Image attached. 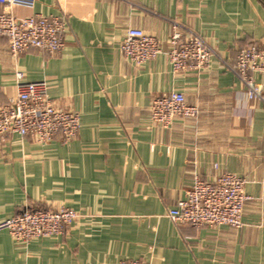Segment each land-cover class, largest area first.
<instances>
[{
  "label": "crops",
  "instance_id": "crops-1",
  "mask_svg": "<svg viewBox=\"0 0 264 264\" xmlns=\"http://www.w3.org/2000/svg\"><path fill=\"white\" fill-rule=\"evenodd\" d=\"M35 1L34 12L67 18L64 49L15 56L3 40L0 104L17 94L21 71L25 81H46L50 99L79 112L82 127L69 143L0 140V222L25 207L66 206L81 217L66 235L29 243L1 230L0 264H264L263 103L249 100L217 59L205 71L175 74L165 54L140 67L120 50L130 27L164 49L175 30H192L232 63L240 49L264 44V0ZM172 91L200 113L163 129L150 105ZM222 171L246 180L242 227H193L167 216L195 175Z\"/></svg>",
  "mask_w": 264,
  "mask_h": 264
},
{
  "label": "built area",
  "instance_id": "built-area-1",
  "mask_svg": "<svg viewBox=\"0 0 264 264\" xmlns=\"http://www.w3.org/2000/svg\"><path fill=\"white\" fill-rule=\"evenodd\" d=\"M35 0H0V43L7 40L13 55L38 49L49 54L60 53L65 46L68 30L65 16L34 12ZM24 13L18 15L15 9ZM123 56L137 66H143L158 55L165 54L175 74L202 72L214 59L224 62L243 83L249 100L264 105V44H251L240 49L235 61L226 62L218 51L192 30H175L164 49L161 41L139 28L130 27L120 43ZM261 75L263 81H257ZM17 94L0 104V140L10 134L30 137L39 143L61 139L73 141L81 127L77 111L56 105L48 95L46 81H25L24 73H16ZM200 111L187 103L183 92L172 91L156 97L150 105L152 123L170 129L177 117L197 119ZM214 167L219 169V165ZM246 180L232 172L222 171L212 179L195 175L184 199L170 208L167 216L175 223L193 227L244 225ZM81 215L72 208L33 209L25 207L20 213L0 222V231L7 230L19 242L66 235ZM119 264H145L142 259L122 260Z\"/></svg>",
  "mask_w": 264,
  "mask_h": 264
}]
</instances>
